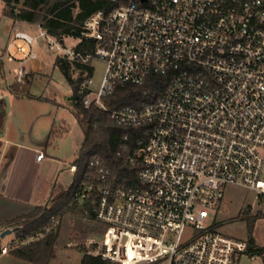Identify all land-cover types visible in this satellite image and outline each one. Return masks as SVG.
<instances>
[{
	"label": "built area",
	"instance_id": "obj_1",
	"mask_svg": "<svg viewBox=\"0 0 264 264\" xmlns=\"http://www.w3.org/2000/svg\"><path fill=\"white\" fill-rule=\"evenodd\" d=\"M102 1L74 47L36 25V36L13 33L15 57L6 56L18 62L15 82L24 84L22 64L36 59L33 46L44 39L50 52L85 71L77 83L83 108L100 109L120 128L143 129L124 158L136 169L138 187L112 184L105 161L93 155L74 196L83 217L104 229L95 243L101 259L237 264L246 243L210 230L206 220L227 186L264 197V0ZM93 61L105 67L96 91ZM151 75L168 76L153 102L140 109L105 103L116 86L141 85ZM58 225L51 218L42 231ZM187 226L191 232L182 240ZM43 235L0 245V254Z\"/></svg>",
	"mask_w": 264,
	"mask_h": 264
},
{
	"label": "trees",
	"instance_id": "obj_2",
	"mask_svg": "<svg viewBox=\"0 0 264 264\" xmlns=\"http://www.w3.org/2000/svg\"><path fill=\"white\" fill-rule=\"evenodd\" d=\"M5 7V16L20 22L39 25L48 34L58 40L66 36L80 38L81 26L92 13L105 7L102 0L91 2V8L78 19H74L70 10L54 6L51 0H2ZM91 49L93 46L83 42ZM54 66L61 72L66 82L72 88V108L75 119L79 125L83 140L80 150L71 165L76 167L70 186L58 192L50 199L46 206L36 207L33 211L22 217L16 218L7 223V227L16 228L13 232L16 240L31 238L38 234L43 237L28 245L18 247L11 251V254L18 259L33 264H48L54 259V246L57 239L58 228L48 233H43L42 228L48 226L50 219L59 218L66 213H75L77 208L74 202L75 193L78 190L84 174L87 171V161L93 156L102 158L109 168V180L112 184H122L128 187L140 185L136 177V169L124 162L125 156L130 153L136 144L143 129H123L111 124L106 114L96 107L83 108L81 99L77 95V83L82 79L79 73L76 80L72 79V70L82 72L83 69L77 65L57 57ZM82 70V71H81ZM3 77V63L0 56V78ZM168 84V76L151 75L141 85L125 84L116 86L113 95L105 100V103L112 109L134 108L140 109L143 105L153 102L160 97ZM31 79L26 77L23 85L13 84L10 86V93L27 98ZM3 115L0 114V128L3 125ZM127 135V139L124 137ZM125 147V151L123 148ZM210 230H215L214 223ZM82 258L80 264H110L101 259L102 248L93 244L87 247H80ZM251 258L262 257L264 246H256L252 237L246 241V249L243 252ZM242 253V254H243Z\"/></svg>",
	"mask_w": 264,
	"mask_h": 264
},
{
	"label": "rangeland",
	"instance_id": "obj_3",
	"mask_svg": "<svg viewBox=\"0 0 264 264\" xmlns=\"http://www.w3.org/2000/svg\"><path fill=\"white\" fill-rule=\"evenodd\" d=\"M97 1L99 0H51L54 6L70 10L72 17L75 20L86 14V12L92 7L91 2ZM27 32L36 36L38 34V29L36 27H31ZM62 40L66 47H74L79 43V38L77 37L66 36ZM15 43L16 42H12L11 40V45L8 51V54L12 57H15L12 52ZM33 48L37 55L36 59L24 61L22 64L25 70V75L30 69L39 74L28 89L29 95L33 98L22 97L25 99L19 101L15 105V108L23 115L25 122H28V125L26 124L27 134H35L37 132L38 125L34 124L35 116H33V114H37V117L51 116L55 120L56 127L65 126L67 128V133L63 136L56 137L51 146L49 145L46 150V154H52L54 158H57V166H59L57 175L60 174L58 185H60L63 179L66 178V180H70V174L68 170H66L67 166L62 168L60 165L62 161L69 163L76 157L80 150L83 136L73 114V101L69 100V98L72 97V88L66 82L61 72L54 66V62L58 55L48 50L45 41L42 38L37 40ZM5 67L6 74L8 75L11 84H17L15 82V72L18 68V62L16 60L14 63L6 62ZM104 69V64L100 61H93L91 63L90 78L92 80L91 87L93 91L98 89L103 77ZM79 73L82 72L72 70V79L76 80L80 77L78 75ZM85 74L88 75L89 73L86 72ZM8 107L10 109V106ZM50 111L51 113L49 114ZM6 118L7 116L4 120H6ZM32 118H34V120H31ZM58 132L61 133L62 131ZM262 157L264 161V152L262 153ZM50 172L51 169L48 170L46 167H40L39 170L36 171L33 169L30 173L33 178H36L39 175L44 176ZM262 176L264 178V168ZM56 180L57 176L55 177V181ZM63 190L65 189L57 188V190H55V195ZM75 211V213H66L62 215L58 220L59 231L54 246V258L57 250L67 249L66 245L72 243L73 245H78L77 247H71L69 249L79 251V248L82 247L80 243L90 240L100 241L101 239L104 232L102 225L95 221H88L78 210ZM212 223H214L215 230L223 235L229 236L230 238L243 243H246L248 238L252 237L256 246L263 247L264 197H256L255 194L250 191L227 186L224 189V197L220 207L212 216H210L209 219L206 220L207 225ZM60 227L62 228V231H60ZM10 229H12V227H10ZM190 232L191 227L187 226L183 232L182 240H184ZM11 241V239H5L2 240V244H8ZM71 250H68L65 255H58L53 264H80V255ZM128 254L131 255V249L129 247ZM14 257L15 256H13L11 252H9L7 256L0 255V264H14L11 262V259H14ZM153 264L162 263L155 262ZM237 264H264V254L262 257L251 258L248 254L243 253L237 258Z\"/></svg>",
	"mask_w": 264,
	"mask_h": 264
},
{
	"label": "crops",
	"instance_id": "obj_4",
	"mask_svg": "<svg viewBox=\"0 0 264 264\" xmlns=\"http://www.w3.org/2000/svg\"><path fill=\"white\" fill-rule=\"evenodd\" d=\"M4 7L3 1L0 0V56H2L3 63V77L0 78V101H3L4 97L7 98V106L4 101L2 102V109L5 110L2 115L4 119L6 116L7 118L3 120V125L0 128V132L2 133L0 137V234L6 229H10V227H7V223L27 215L36 207L46 206L55 195L57 188L67 189L72 182L74 174L69 171V167L75 159L73 158L69 163L62 161L60 166L62 168L67 166L66 170L70 174V180H66L65 178L58 185L60 174L57 175L59 171L57 158H54L52 154H46V150L49 145L51 146L56 137L63 136L67 133V128L65 126L56 127L55 120L51 116L37 117V114H33L35 116L34 124L38 125L37 132L35 134L26 133V124L28 125V122H25L23 115L15 108V105L25 98L10 93V86L13 84H11L6 74L5 63L8 62L6 56L9 55L8 51L13 33L15 31L28 33L27 31L31 27L36 26L15 21L5 16L3 13ZM8 63H14V61ZM38 75L37 72H33L30 69L26 77L30 78L32 83ZM8 106H10V109ZM34 118L31 120H34ZM58 131L62 132L60 133ZM40 167H46L48 170L51 169V172L47 175L45 174L46 176L39 175L33 178L30 172L33 169L37 171ZM56 176L57 180L55 181ZM60 231H62L61 227ZM5 239L14 240V233L0 238L1 245H3L2 240ZM98 241H84L80 245L87 247ZM77 246L72 243L66 245L67 249L57 250L55 258L49 264H53L58 255H65L68 250H71L69 248ZM71 251L78 253L81 261L82 254L80 251L74 249ZM8 254L0 255L7 256ZM11 262L14 264H31L16 257L11 259Z\"/></svg>",
	"mask_w": 264,
	"mask_h": 264
},
{
	"label": "water",
	"instance_id": "obj_5",
	"mask_svg": "<svg viewBox=\"0 0 264 264\" xmlns=\"http://www.w3.org/2000/svg\"><path fill=\"white\" fill-rule=\"evenodd\" d=\"M70 100H72V97L70 98ZM3 101L5 102V104L7 106V98L6 97L3 98ZM3 101H0V114H3L5 112V110L2 109V102ZM1 136H2V133L0 132V137ZM15 230H16V228L15 229H6V230H4L0 234V238H4L5 236L12 234Z\"/></svg>",
	"mask_w": 264,
	"mask_h": 264
}]
</instances>
